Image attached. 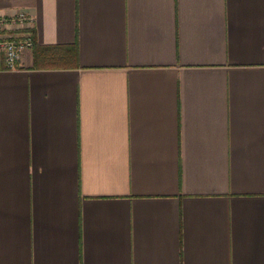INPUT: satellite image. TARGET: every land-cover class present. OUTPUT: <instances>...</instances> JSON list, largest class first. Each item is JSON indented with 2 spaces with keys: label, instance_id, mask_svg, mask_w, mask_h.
I'll use <instances>...</instances> for the list:
<instances>
[{
  "label": "crops",
  "instance_id": "obj_1",
  "mask_svg": "<svg viewBox=\"0 0 264 264\" xmlns=\"http://www.w3.org/2000/svg\"><path fill=\"white\" fill-rule=\"evenodd\" d=\"M18 10L0 264H264V0H0Z\"/></svg>",
  "mask_w": 264,
  "mask_h": 264
},
{
  "label": "built area",
  "instance_id": "obj_2",
  "mask_svg": "<svg viewBox=\"0 0 264 264\" xmlns=\"http://www.w3.org/2000/svg\"><path fill=\"white\" fill-rule=\"evenodd\" d=\"M33 23V16L25 10L0 16V32L11 31L7 35L0 34V55L6 68H19L24 52L34 47Z\"/></svg>",
  "mask_w": 264,
  "mask_h": 264
}]
</instances>
